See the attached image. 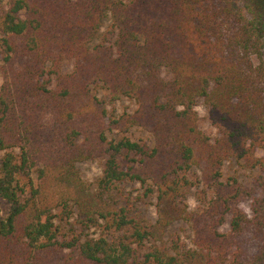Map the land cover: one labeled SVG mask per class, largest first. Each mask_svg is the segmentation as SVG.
<instances>
[{
  "label": "trees",
  "instance_id": "16d2710c",
  "mask_svg": "<svg viewBox=\"0 0 264 264\" xmlns=\"http://www.w3.org/2000/svg\"><path fill=\"white\" fill-rule=\"evenodd\" d=\"M263 49L264 0H0V264H264ZM97 90L136 109L111 114ZM234 156L263 173L253 188L223 179ZM89 159L95 189L76 168ZM74 215L102 235H63Z\"/></svg>",
  "mask_w": 264,
  "mask_h": 264
},
{
  "label": "rangeland",
  "instance_id": "374dc122",
  "mask_svg": "<svg viewBox=\"0 0 264 264\" xmlns=\"http://www.w3.org/2000/svg\"><path fill=\"white\" fill-rule=\"evenodd\" d=\"M109 25L108 19L104 21L103 28L104 31ZM264 56V49L262 51ZM72 63H66L63 67L64 72H69L72 69ZM1 85V78H0ZM96 95L106 102L107 109L111 114L120 115L122 113H132L136 109V104L134 101L127 99H120L116 102H110L108 94L106 91L97 90ZM198 116V128L206 135L215 138L218 134L216 126L213 124L210 109L207 107L203 100H198L196 106L194 107ZM119 137L116 132L109 134L110 138ZM133 141L145 142L149 145L152 144L151 136L140 127H134L129 130L126 134ZM256 155L258 157H264V147L256 150ZM101 162L100 159H89L76 164V168L81 176V178L86 182V184L91 188L95 189L97 180L101 175ZM223 179L230 177L236 178L243 186L248 188H253L254 180L263 175V173L257 168L246 167L241 160L237 157L228 158L223 165L222 169ZM201 189L199 185L193 186L188 193H186L185 203L187 204L189 211H196L200 209L201 204L199 202L198 191ZM139 185L127 186L126 192H131L132 197L139 193ZM141 192V191H140ZM154 199H144L142 200L141 211L149 219L153 220L155 218L154 212ZM245 213L250 214L249 206L250 201L245 200L238 205ZM2 215L5 217L7 215L8 206L2 202ZM58 224L61 227V233L66 237L79 236L82 240L90 238H98L102 235L101 229L90 228L86 229L82 226V223L76 215L72 216L68 220L59 221ZM227 229V227H225ZM224 229V230H225ZM170 233L173 239L180 237L178 241L179 244L185 245V247L190 246L191 233L189 226L187 224L178 223L170 229ZM176 235V236H175Z\"/></svg>",
  "mask_w": 264,
  "mask_h": 264
}]
</instances>
